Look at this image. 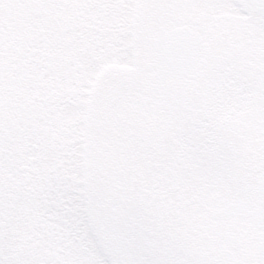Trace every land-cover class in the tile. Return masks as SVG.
<instances>
[{"label":"snow or ice","instance_id":"1","mask_svg":"<svg viewBox=\"0 0 264 264\" xmlns=\"http://www.w3.org/2000/svg\"><path fill=\"white\" fill-rule=\"evenodd\" d=\"M84 6L143 13L127 27L153 74L106 70L111 61L125 58L123 46H116L120 25L107 33L109 43L92 42L80 51L79 71L97 97L119 93L127 101L125 111L143 133L140 144L149 155L163 153L161 174H149V186L160 182L165 199L171 197L186 222L215 238L217 246L191 255L129 259L111 234L116 217L72 189L57 193L48 217L55 234L71 235L98 251L89 256L85 249L78 264H264V223L247 230L237 221L250 195L264 211V0H0V40L21 21L32 23L35 9ZM226 9L247 17L225 23L218 14ZM53 32L51 26L26 29L23 55L37 79L58 47ZM238 32L251 39L237 44ZM166 137L173 138L171 144L153 143ZM13 163L0 142V264H52L35 243L49 233L12 231L5 185ZM78 172L95 182L90 166ZM128 220L135 222L131 215Z\"/></svg>","mask_w":264,"mask_h":264},{"label":"rangeland","instance_id":"2","mask_svg":"<svg viewBox=\"0 0 264 264\" xmlns=\"http://www.w3.org/2000/svg\"><path fill=\"white\" fill-rule=\"evenodd\" d=\"M56 13L49 14L47 26L55 31L54 37L59 42L55 50L60 58L51 60L42 70L41 79L29 71L38 84L36 94L46 100L44 105H34L33 115L40 112L46 117L45 122L25 117L18 124L17 120L14 141L10 145L2 142L7 152L11 148L14 158L6 181L13 184L7 213L12 231L30 228L41 235L49 233L47 240L35 243L40 245L41 255L52 264H78L85 249L89 256H98L97 250L71 235L57 236L48 219L57 203V193L72 189L100 204L101 211L116 217L111 224V234L126 257L151 255L144 248L142 229L134 218L138 213L133 203L125 201L126 185L118 184L122 179L123 159L133 149L129 146L126 122L113 112L118 93L106 99L97 97L78 67L80 51L92 42L109 43L107 33L113 26L120 25L116 46H123L125 58L111 61L106 70L117 69L130 74L134 66L145 61L146 54L127 25L135 23L143 13L87 6L62 7ZM40 27L43 28V24ZM27 135L30 141L25 146ZM172 139L167 137L165 145L171 144ZM82 165L91 167L96 174L95 182L79 175ZM130 215L135 222H129Z\"/></svg>","mask_w":264,"mask_h":264},{"label":"flooded vegetation","instance_id":"3","mask_svg":"<svg viewBox=\"0 0 264 264\" xmlns=\"http://www.w3.org/2000/svg\"><path fill=\"white\" fill-rule=\"evenodd\" d=\"M218 15L225 23L240 22L247 17V14L239 9H228V12L223 10ZM250 39L251 37L245 33L238 32L236 43L243 44ZM154 71L152 65L145 59L142 64L134 66L130 74H153ZM116 101L113 112L115 117L118 116L126 122L124 126L129 131V146L133 147L123 159L122 179L118 184L126 185L125 201L133 203L138 213L134 218L142 229L145 250L151 255H191L197 251L207 252L210 248L216 247L215 238L189 225L182 209L170 203L171 197L165 199V189L160 182L149 186V174L152 176L161 174L163 153L156 151L149 155L148 152L151 150L145 151L147 145L140 144L139 140L143 133L135 126V117L125 111L127 101L119 93ZM144 101L146 104L149 103L150 97H144ZM166 140L167 137L158 138L153 143L164 146ZM171 191L172 189L168 188V192ZM237 221L246 225L247 230H255L258 224L264 223V211L257 206L254 196L248 197L247 206L243 209L242 215L237 217Z\"/></svg>","mask_w":264,"mask_h":264},{"label":"trees","instance_id":"4","mask_svg":"<svg viewBox=\"0 0 264 264\" xmlns=\"http://www.w3.org/2000/svg\"><path fill=\"white\" fill-rule=\"evenodd\" d=\"M61 8L62 7H44L33 10L29 14L32 23L21 21L19 26H14L7 35L0 40V45H2V47H0V67L3 69V75L0 76V142L5 141L10 145L15 139V133L17 131L16 124L18 121V124L22 123L25 117H28L30 121L40 120L43 123L45 122L46 117L44 118L40 112L37 113V115H33L34 105H44L43 102L46 100L45 98H40L38 94H36L38 84L29 74V71H33L34 66L31 65L30 60L23 55L26 47H28L25 36L26 34L30 35V33H26V29L29 27L34 25L40 26V24H43V28L46 27L49 14H57L56 10H61ZM55 21V25H57L58 16H56ZM59 21H61V18ZM56 28L57 27H55V29ZM54 33L55 31L53 35ZM57 57L60 58L56 50H54L51 53L49 63L51 60L54 62V59ZM25 131L26 130L23 128L22 133L25 134ZM22 136L23 135L20 137ZM29 137L30 136L27 135L25 146L30 141L28 140ZM32 142H34L33 139ZM12 146L14 147L15 145L12 144ZM19 149H23L20 143ZM10 151L11 148H8V154L13 160V154L12 152L10 153ZM12 188L13 184L5 185L8 196Z\"/></svg>","mask_w":264,"mask_h":264}]
</instances>
